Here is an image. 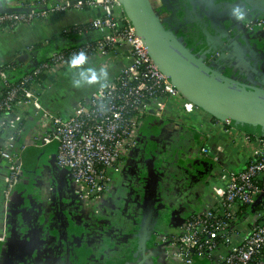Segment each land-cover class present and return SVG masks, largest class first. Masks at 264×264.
<instances>
[{
  "label": "built area",
  "instance_id": "2783aa9c",
  "mask_svg": "<svg viewBox=\"0 0 264 264\" xmlns=\"http://www.w3.org/2000/svg\"><path fill=\"white\" fill-rule=\"evenodd\" d=\"M0 6L25 8L1 12V32L71 10L98 12L77 24L78 28L61 31L66 36L94 30L97 38L50 53L13 82L6 74V67L13 64L0 60V264L9 242L12 208L21 200L32 204L41 241L55 239L51 223L60 191L53 168L56 173H65L67 193L76 200L78 213L91 215L95 222L88 224L101 228L100 218L114 196L113 187L129 150L146 122L160 119L174 97L182 99L188 113L200 112L224 133L238 131L251 149L242 167L221 169L223 182L212 189V204L207 209L186 214L177 231L157 234L154 244L163 247L171 264H264V135L234 127L230 117L217 120L185 98L157 67L119 0H0ZM244 13L242 29L264 33V15ZM121 46H126L125 66L77 100L69 112L57 111L42 101L44 86L39 75H44V83L49 82L75 55L83 52L86 60L105 57ZM32 50L33 45H28L19 52L28 55V63ZM51 144L53 151L46 153L45 147ZM31 147L41 152L34 169L27 171L23 152ZM213 149L222 151L207 142L197 154L214 163L217 156L210 154ZM258 198L256 205L261 204L263 210L255 209V205L253 211L241 212L243 206L250 208Z\"/></svg>",
  "mask_w": 264,
  "mask_h": 264
},
{
  "label": "crops",
  "instance_id": "0c3cea01",
  "mask_svg": "<svg viewBox=\"0 0 264 264\" xmlns=\"http://www.w3.org/2000/svg\"><path fill=\"white\" fill-rule=\"evenodd\" d=\"M244 4L243 0H161L159 17L171 18L167 29L196 56L210 61L215 51L225 49L223 52L227 57L213 61L214 67H219L227 77H240L251 83L257 77L264 79V53L250 51L254 46L246 41L249 35L252 37L250 33L234 34L238 22L232 9ZM97 13L71 10L12 32L0 31V60L13 64L10 65L12 73L19 72L21 67L26 68L29 60L26 53H19L21 50L45 42L51 36L61 34L64 28L85 22ZM97 37L98 33L90 30L58 39L73 45ZM125 51L126 46H121L111 55L95 56L78 67H72L68 62L51 81L42 82V101L57 111L69 112L77 100L113 78L125 66ZM101 68L107 75L100 72ZM89 69L96 72L95 82L88 81ZM74 78L79 81L78 86L73 84ZM212 122L198 111L188 113L179 97L170 100V107L160 119L146 122L145 140L139 148L141 161L136 160L128 166L115 197L108 202L105 214L100 218L102 226L96 234L101 240L94 248L91 260H87L90 256L85 252L88 254L84 264H171L151 241L157 234L177 231L186 214L207 209L212 204V189L223 182L221 169L242 167L250 153V143L238 131L224 133L223 128L212 126ZM207 142L222 148L221 152L213 149L210 153L217 156V162L207 161L197 154L198 148ZM49 148L51 152L54 146L51 144ZM134 175L137 176L135 181L139 182L132 181ZM1 187L0 180V199ZM30 206V202H19L12 208L13 243L7 244L3 264H20L23 255L32 254L42 262L49 261L50 251L44 249L43 242L40 247L38 239L34 237L37 244L33 238L29 239L35 246L32 251L28 244L21 242L18 230L22 228V220L32 211ZM72 253L75 257V250ZM77 261L82 264L81 260Z\"/></svg>",
  "mask_w": 264,
  "mask_h": 264
},
{
  "label": "water",
  "instance_id": "95a60500",
  "mask_svg": "<svg viewBox=\"0 0 264 264\" xmlns=\"http://www.w3.org/2000/svg\"><path fill=\"white\" fill-rule=\"evenodd\" d=\"M119 1L157 67L185 98L217 120L224 121L226 117H230L233 120L232 125L234 127L242 126L249 133L264 135L263 78L257 77L258 80L255 78V82L251 81V83H248L242 81L240 77H237V79L227 77L219 67H214L213 65V61L227 57L224 54L225 52H223L226 51L225 49L215 51L210 57V61L208 58L203 59L196 56L179 42L169 29L165 28L164 24L170 25L171 18L161 19L156 15L149 0ZM243 1L245 4L240 6V8L244 12L264 15V0ZM19 10H25V8L0 6V13ZM237 22L238 26L234 29V34L241 32L250 33L253 39H251L252 37L249 38V35L246 40L248 45L249 43L254 45L250 51L255 54L264 53V33L256 30H243L242 19H237ZM229 37L230 35L226 38L229 40ZM30 61L29 63H32L33 58ZM40 152L41 150L37 148H29L23 152L24 167L27 171L34 169L35 160ZM49 163L51 168H53L51 159ZM53 177L59 187L58 190H61L60 195L64 196L67 191L65 173H56L53 168ZM258 201L259 198L250 205V210L253 211ZM20 202L27 204L30 200L25 199ZM11 219L12 216H10L8 244L10 242L13 243L12 230L15 227ZM151 244L155 249L158 248L163 251L162 246L154 244V239Z\"/></svg>",
  "mask_w": 264,
  "mask_h": 264
},
{
  "label": "flooded vegetation",
  "instance_id": "af4514ba",
  "mask_svg": "<svg viewBox=\"0 0 264 264\" xmlns=\"http://www.w3.org/2000/svg\"><path fill=\"white\" fill-rule=\"evenodd\" d=\"M197 35L199 37V33ZM145 136H146V131L144 127L142 132L138 136L135 145L129 150L124 168L120 173V177H118V179L114 184L113 187L114 197L116 194L117 187L121 179L124 178L128 166L136 160L141 161L140 159L141 151L139 150V148L143 144V141L145 140ZM135 177L137 176L134 175L132 177L134 178L132 181L139 182V181H135L137 180L135 179ZM114 197L110 198L109 203ZM76 203H77L76 200H74V198L70 195V193H67V191L64 196L59 195L58 199L54 200V204L56 206L54 211L56 215L52 219L51 229L56 235H55V239L49 242L40 241L41 238L39 236V227L34 222L33 211L32 213L31 212L29 213L28 217H25L26 219L22 220L23 222L22 228L18 230L19 236L21 238V242L28 244L29 249L32 251L35 248V246L34 244L29 243V239L33 238V241L36 244L37 242L35 238L38 239L39 246L41 247L42 245L41 242H43V244H45L44 249L50 251V257L48 262L46 261L42 262V259L38 258L37 255L35 256H33V254L32 256L23 255L20 264H45V263L46 264H79L77 260H81L82 264H84V260L87 259L85 253L86 252L85 245L87 240H89L88 252L90 256L87 260H91L93 250H95L94 248H97V245L101 240L99 236L95 237L93 235L98 232L99 228L98 226L94 227L92 224L91 225L88 224L89 222L91 223L95 222L94 217H92L91 215L85 217L79 214ZM87 218H89L90 220H88ZM91 245L93 247H90ZM72 249L75 250L76 252L75 257L72 253L73 251ZM40 254H41V250H40ZM41 255L44 256V254ZM1 264H3L2 260H1Z\"/></svg>",
  "mask_w": 264,
  "mask_h": 264
},
{
  "label": "trees",
  "instance_id": "16d2710c",
  "mask_svg": "<svg viewBox=\"0 0 264 264\" xmlns=\"http://www.w3.org/2000/svg\"><path fill=\"white\" fill-rule=\"evenodd\" d=\"M70 30L72 29H75V28H78V25L77 24H74V25H71V26H68ZM62 35L59 34V35H53L51 36L49 39H47V43L46 44H42V42H39V43H35L33 44V52H32V56L34 57L33 58V62L32 63H28L26 65V68L23 69V67H21V69H19L18 71L19 72H11L10 68L7 66L6 67V74H7V77L9 79L10 82H13L14 80H16L18 78V76L28 72L33 66L43 62L44 60L47 59L46 55L48 53H51V52H54V51H58V50H62L66 47V44H68V47H71L72 45L70 44V41L69 43H65V42H61V40H59L58 38H60ZM34 63V64H33ZM16 75H18L16 77ZM16 77V78H15ZM38 80H40L41 82H43L44 80V75H39L38 76ZM241 212L243 213H247V210H249L250 208L248 206H243L241 208ZM255 209L259 210H263V207L262 205H256L255 206Z\"/></svg>",
  "mask_w": 264,
  "mask_h": 264
},
{
  "label": "clouds",
  "instance_id": "9594fccd",
  "mask_svg": "<svg viewBox=\"0 0 264 264\" xmlns=\"http://www.w3.org/2000/svg\"><path fill=\"white\" fill-rule=\"evenodd\" d=\"M232 14L236 17V19L239 20V19H242V18H243V16H244L245 13H244V10H243L242 8H240L239 6H237V7H234V8L232 9ZM86 59H87L86 55H85L83 52H81V53L75 55V56L71 59V61H70V65H71L72 67H78V66H80L81 64H83V63L86 61ZM89 72L91 73V74L88 76V81H89V83L95 82L96 79H97L96 72L93 71V70H91V69H89ZM100 72L103 73L104 75H107V72H106L103 68L100 69ZM81 74H82V73H81ZM73 84H74L75 86H78V85H79V81L76 80V79L74 78V79H73Z\"/></svg>",
  "mask_w": 264,
  "mask_h": 264
},
{
  "label": "bare ground",
  "instance_id": "6f19581e",
  "mask_svg": "<svg viewBox=\"0 0 264 264\" xmlns=\"http://www.w3.org/2000/svg\"><path fill=\"white\" fill-rule=\"evenodd\" d=\"M151 3V6L155 12L156 15L160 16V12H161V5H160V1L157 0H149Z\"/></svg>",
  "mask_w": 264,
  "mask_h": 264
},
{
  "label": "rangeland",
  "instance_id": "374dc122",
  "mask_svg": "<svg viewBox=\"0 0 264 264\" xmlns=\"http://www.w3.org/2000/svg\"><path fill=\"white\" fill-rule=\"evenodd\" d=\"M164 26H165V28H168V25H167V24H166V25L164 24ZM31 149H36V148L31 147ZM49 151H50L49 146L45 147V152H46V153H49Z\"/></svg>",
  "mask_w": 264,
  "mask_h": 264
}]
</instances>
